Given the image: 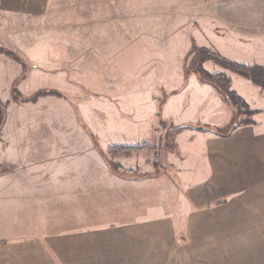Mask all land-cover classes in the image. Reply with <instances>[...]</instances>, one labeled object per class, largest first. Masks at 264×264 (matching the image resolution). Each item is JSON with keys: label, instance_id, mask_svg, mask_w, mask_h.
Masks as SVG:
<instances>
[{"label": "rangeland", "instance_id": "1", "mask_svg": "<svg viewBox=\"0 0 264 264\" xmlns=\"http://www.w3.org/2000/svg\"><path fill=\"white\" fill-rule=\"evenodd\" d=\"M262 2L48 0L34 31L19 42L39 40L34 56L46 68L49 55L50 71L27 77L22 55L12 50L20 61L7 57L21 65L22 75L0 82L7 125L1 131L0 168L20 190L12 194L16 201L51 202L47 217L40 219L48 222L39 226L42 233L136 219L147 209L154 216L176 211L181 205L176 135L192 132L177 123L189 114L198 91H216L195 73L188 54L192 48L206 49L233 62L211 46L212 18L227 6L236 12L244 3L247 19H253L250 12L264 8ZM20 51L25 57L29 49ZM201 68L224 75L234 90L230 70L214 60ZM244 102L249 109L257 106ZM253 116L238 111L235 122ZM175 128L183 129L176 134ZM142 143L153 150L108 152L117 144ZM201 247L185 248L169 264H208L206 243Z\"/></svg>", "mask_w": 264, "mask_h": 264}, {"label": "crops", "instance_id": "2", "mask_svg": "<svg viewBox=\"0 0 264 264\" xmlns=\"http://www.w3.org/2000/svg\"><path fill=\"white\" fill-rule=\"evenodd\" d=\"M47 5L48 0H0V49L22 55L27 77L50 71L49 55L46 68L34 56L39 40L19 42L34 31ZM230 9L214 14L211 46L237 64L264 67V8L250 12L253 19H247L244 3L236 12ZM24 48L30 51L25 57ZM22 72L19 63L0 53L2 85L5 77L12 80ZM231 78L233 91L256 103L250 110L258 113L252 123L231 128L233 109L216 91H198L189 114L177 123L192 132L176 135L181 205L175 212L154 216L147 209L136 219L45 234L39 226L48 222L40 219L51 202L16 201L12 194L20 190L0 168V264H169L185 248L198 250L202 243L208 264H264V92L235 73Z\"/></svg>", "mask_w": 264, "mask_h": 264}, {"label": "trees", "instance_id": "3", "mask_svg": "<svg viewBox=\"0 0 264 264\" xmlns=\"http://www.w3.org/2000/svg\"><path fill=\"white\" fill-rule=\"evenodd\" d=\"M0 53L5 54L6 56H9L17 61H20L18 56L13 54L12 52L5 51L4 49H0ZM193 58V64L197 66L195 68V73L199 75L202 81L207 82L211 84L216 92L221 96V98L233 109L234 115L236 116L238 111L248 112L251 115H255L258 112L252 111L249 109L248 105L242 100L241 97H239L235 91L231 90L230 80L227 79L224 75H209L205 73L202 68L201 64L207 60H214L217 64L224 67L225 69L230 70L232 73H235L239 76H242L248 80H250L255 86L259 87L262 92H264V67L253 65V66H244L239 65L237 63L227 61L224 58L220 57L219 55H216L215 53H212L206 49H197L192 48L190 50L188 56H191ZM21 62V61H20ZM14 92V98L17 99L18 95L16 94V90ZM6 113H5V107L0 102V130L2 128V125L5 121ZM235 121V119H234ZM236 125H244V124H250L252 123L251 120L249 121H241L239 123L234 122ZM183 128H175L174 133H178ZM209 128H204V130H207ZM153 150L152 147H150L146 143H142L137 146H114L108 150L110 154L113 156L117 155H129L131 153H141V152H147ZM156 163V161H154ZM111 166L114 168L115 165L111 164Z\"/></svg>", "mask_w": 264, "mask_h": 264}, {"label": "water", "instance_id": "4", "mask_svg": "<svg viewBox=\"0 0 264 264\" xmlns=\"http://www.w3.org/2000/svg\"><path fill=\"white\" fill-rule=\"evenodd\" d=\"M233 128H235V125L233 126ZM198 130L202 131L204 130V128H198Z\"/></svg>", "mask_w": 264, "mask_h": 264}]
</instances>
